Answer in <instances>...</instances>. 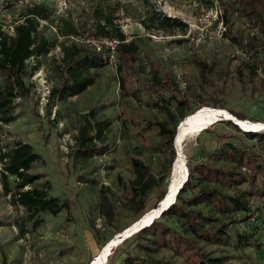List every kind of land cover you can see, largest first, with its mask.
Returning a JSON list of instances; mask_svg holds the SVG:
<instances>
[{
    "label": "rangeland",
    "instance_id": "1",
    "mask_svg": "<svg viewBox=\"0 0 264 264\" xmlns=\"http://www.w3.org/2000/svg\"><path fill=\"white\" fill-rule=\"evenodd\" d=\"M33 5L50 9L55 24L42 21L41 30L51 39H57L55 48L64 41L72 42V37L68 40L58 33L56 24L61 19L69 20L79 30L81 37L77 43L91 46L88 41L94 39L99 22L97 12L114 14L128 42L134 41L139 46L138 63L146 67L145 79H150L154 71L162 76L169 73L179 85L181 95L189 97L192 108L202 102L216 104L224 106L225 110H221L225 112L233 110L264 122V66L256 76L250 75L245 67L249 57L225 37V25L216 19L215 11L222 6L217 0H148L147 3L143 0H0V22L13 24ZM156 13L181 22L187 31L184 33L173 26V33L148 31L144 22L158 24ZM231 22L235 26L233 34L235 29H239L238 36L251 33L247 20L234 16ZM179 40L184 43L180 44ZM60 58V52L55 50L38 59L39 67L56 84L60 77L56 70ZM199 61L212 67L211 77H206L208 81L204 80ZM93 72L97 75L96 82L87 91L64 102L50 100L43 111L33 89L28 99L15 105V122L0 129L3 148L9 150L17 142H23L32 145L41 155L31 170L43 175L37 186L47 187L51 194L71 204L70 210L57 217L40 215L41 225L34 226L26 210L12 205L10 196H5L0 179V264H88L117 231L140 216L128 203L134 179L131 160H142L158 178L169 169L172 157L157 126L168 121L167 116L146 103L145 93L141 92L140 99L124 93L117 67L106 66ZM171 107L175 109L174 105ZM92 111L110 123L105 132L107 150L102 155L74 160V138L82 116ZM204 131L184 145L187 168L203 163L225 165L220 161L221 153L230 144L252 156L262 170L256 168L248 173L244 169L247 175L241 185L222 187L225 194L246 200L251 213H232L241 222L222 240L210 243L197 239L198 248L210 257L225 258L226 264H264V232L259 231L264 226V140L248 139L244 131L228 121H219L208 133ZM171 174L165 185L150 194V209L157 203L161 191L168 189ZM10 183L14 188L13 178ZM196 186L194 183L185 197L198 192ZM103 198H106L105 204H102ZM203 208L213 218L229 220L214 204ZM164 222L185 236L182 223L175 218ZM20 225L25 227V235L19 232ZM125 251L160 264H191L192 258L189 250L165 236L131 239ZM126 257L120 254L114 264H125Z\"/></svg>",
    "mask_w": 264,
    "mask_h": 264
},
{
    "label": "trees",
    "instance_id": "2",
    "mask_svg": "<svg viewBox=\"0 0 264 264\" xmlns=\"http://www.w3.org/2000/svg\"><path fill=\"white\" fill-rule=\"evenodd\" d=\"M143 1L144 3L148 2V0ZM217 1L222 4L219 10V20L225 25V37L231 39L249 57V61L245 62V67L250 75L256 76L257 71L264 66V0ZM213 3H211L212 8L214 7ZM97 13L99 22L93 35L94 39L112 38L120 41L117 74L122 91L134 99H140L141 92L145 93L148 95V102L146 103L153 109H159L168 118V121L157 124L164 145L172 157L167 173L158 178L145 162L137 158L131 160L134 179L129 188L128 203L131 208L136 210L137 215H140L137 220L130 224L132 225L144 214L157 209L167 194V189L161 191L157 203L151 209L149 208L148 202L152 191L170 180V168L177 158L174 139L179 123L203 107L224 110L225 107L202 102L199 107L192 108L189 97L181 95L179 85L169 73L162 76L159 71H154L150 79H145L146 67L140 66L138 63L139 46L134 41L128 42L126 34L116 24L119 18L114 14L108 15L100 11ZM160 15L154 14L158 24L148 25L144 22L148 31L167 30L173 33L171 32L174 30L172 26L181 28L184 33L187 31L186 25L181 22L177 23L171 18ZM234 16L247 20L251 25V33L238 36L237 31L239 29H235L236 34H233L235 26H233L231 19ZM41 21H49L52 25L55 24L50 9L44 5H33L26 8L21 18L13 22L15 30L13 34L5 31V24L0 22V129L15 122L14 110L17 99H28L34 89L31 78L34 71L39 68L40 62L37 60L36 66H31L29 64L30 58L46 57L57 46V39H51L41 30ZM56 28L65 39L81 37L76 26L67 19H61L60 23L56 24ZM178 42L184 43L182 40ZM59 46L63 58L56 67L60 77L59 83H55L51 101L57 99L64 102L69 98L83 94L93 86L97 78L93 71L103 69L107 64L102 56L87 44L64 41ZM197 64L204 80L208 81L207 78L211 77L212 67L202 61L197 62ZM172 105L175 106L174 110ZM230 113L241 121L261 123L258 120H251L243 113L233 110H230ZM82 119L74 138L75 145L72 154L74 160L88 159L94 154L102 155L107 150L105 132L110 127V123L100 119L94 111L84 114ZM228 123L232 125L231 122L228 121ZM234 127L237 128L235 125ZM209 131L210 128L204 132L208 133ZM261 132H245L244 134L250 140H264V133ZM228 146L229 148L224 149L221 153L220 161L225 165L203 163L188 166L189 177L181 189L176 203L159 219L155 220L150 227L145 228L116 248L108 264H114L120 254L127 255L124 260L125 264H160L127 254L125 245L131 239L164 236L175 244L177 243L180 248L183 247L190 251L192 255L191 264H226V259L223 257H210L201 253L196 241L202 239L214 243V241L222 240L232 231L233 227L241 222L238 217H232V213H251L246 200L241 196L225 194L222 187L232 184L239 186L247 172H254L256 168L262 170L260 166H256L252 156L233 145L228 144ZM40 160L41 155L30 144L17 142L9 150L0 146V165L2 166L0 179L5 196H10L12 205L20 206L26 210L28 219L34 221V226L41 225L40 215L49 214L57 217L63 211L70 210L71 206L69 201L51 194L47 187L40 188L37 186L43 175L31 172V170L33 165ZM244 169L247 172H244ZM12 178L15 183L14 188L10 183ZM194 183L199 188L198 192L189 198L185 197V193ZM105 201L106 198H103L102 204H105ZM213 204L221 213L227 215L229 218L227 222L205 214L203 206ZM170 218H175L178 223H182L184 230L182 234L185 236L180 235L165 224L164 220ZM19 227V232L25 235V227L23 225ZM123 230L117 231L116 234ZM259 231L264 232V226H261Z\"/></svg>",
    "mask_w": 264,
    "mask_h": 264
},
{
    "label": "bare ground",
    "instance_id": "3",
    "mask_svg": "<svg viewBox=\"0 0 264 264\" xmlns=\"http://www.w3.org/2000/svg\"><path fill=\"white\" fill-rule=\"evenodd\" d=\"M228 113L229 112H225L221 109L219 110V109H212V108L206 107L201 110H198L196 113H194L193 115L183 120V124L181 125L180 131L177 137L176 147L178 151V156L174 164V169L172 170L173 172L171 176L172 179L167 189V191L171 189L167 203L171 202L174 199V196L176 195V192L178 188L180 187L182 181L187 178L188 168H187V163H186V156L184 154V145L186 144V142L191 137H193L196 134L195 132L199 130L201 127L212 123L208 127L210 128L214 126L216 123H218L219 120L224 119V116L227 119L232 118V117H229L230 113L229 114ZM238 125H239L240 130L242 131H249V130L259 131V132L264 131V123H252L250 121H241L238 119ZM154 214H155V211H151L150 213L147 214V216L145 217V220L151 219ZM117 240H118L117 238L113 237L109 242H107L106 245L102 246V248L106 247L104 254H107L111 250V247L114 246ZM102 248L96 255L95 259L93 260L94 261L93 264H108L109 259L107 262H104L105 255L103 254L102 256H100Z\"/></svg>",
    "mask_w": 264,
    "mask_h": 264
},
{
    "label": "built area",
    "instance_id": "4",
    "mask_svg": "<svg viewBox=\"0 0 264 264\" xmlns=\"http://www.w3.org/2000/svg\"><path fill=\"white\" fill-rule=\"evenodd\" d=\"M212 13L214 11V8H212ZM216 13V19H219L220 13L219 10L215 11ZM42 22V21H41ZM4 30L9 32L10 34L14 33V25L7 23L4 25ZM77 42L78 38L72 37V42ZM79 42V41H78ZM92 48L102 56L103 60L106 62L107 66H113L117 67L118 63V46L120 44V41L118 39H112V38H97L88 41ZM55 50H58L62 56L61 48L57 47L52 49L50 52H54ZM39 58L32 57L29 60V64L31 66H36L37 60ZM61 63V60H60ZM59 63V64H60ZM31 81L34 85V91L36 92V95L38 97V101L43 108L45 109L51 100L52 91L55 87V83L50 80L45 72V69L42 67H39L37 70L34 71L33 76L31 78ZM21 101V99H17V102ZM2 166L0 165V170Z\"/></svg>",
    "mask_w": 264,
    "mask_h": 264
},
{
    "label": "water",
    "instance_id": "5",
    "mask_svg": "<svg viewBox=\"0 0 264 264\" xmlns=\"http://www.w3.org/2000/svg\"><path fill=\"white\" fill-rule=\"evenodd\" d=\"M229 117H232V118H228L227 119L224 116V119H221L219 121H229V122H231L232 124H234L235 126H237L239 128L238 119L236 117H234L233 115H231V113H230ZM182 124H183V121H181L179 123V125L177 127V133H176V136H175V139H174V148H175V151H176V156H178V151H177V147H176V145H177V137H178V134H179V131H180V128H181ZM211 124L212 123L201 127L195 133L199 134L201 131L207 130L208 127ZM244 132H259V131L249 130V131H244ZM176 160H175V162H176ZM173 169H174V165H173ZM171 176H172V174H171ZM188 177H189V171L187 170V178L182 181L180 187L178 188V190L176 192V195L174 196V199L171 202L167 203L169 195H170V192H171V189H169V191H167V194L165 195L164 199L159 203V207L157 209L151 210V211H155V214L152 216L151 219L145 220V217L147 216V214L151 212V211H149L148 213L144 214L138 221H136L130 227H128L126 230H124L122 233H118L117 235L114 236V238H117L118 240L114 244V246L111 247V250L107 254H104V251H105L106 247L102 248L100 256H102L103 254L105 255L104 256V262H107L108 259H110V257L114 254V251H115L116 248H118L125 241L129 240L130 238H132L134 235H136L137 233L141 232L145 228L150 227L154 223L155 220L159 219L166 211H168L176 203L177 197H178L181 189L183 188V186L187 182ZM93 263H94V261H92L89 264H93Z\"/></svg>",
    "mask_w": 264,
    "mask_h": 264
}]
</instances>
